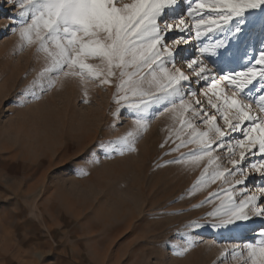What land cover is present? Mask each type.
<instances>
[{"label":"rangeland","instance_id":"374dc122","mask_svg":"<svg viewBox=\"0 0 264 264\" xmlns=\"http://www.w3.org/2000/svg\"><path fill=\"white\" fill-rule=\"evenodd\" d=\"M178 10L187 19L186 0ZM16 11L18 7L8 0H0V25ZM262 39L264 34L257 29L246 42L234 43L235 58L225 70L244 67L246 47L258 49ZM21 45L18 31L10 27L0 32V264H242L239 256L233 258L229 253L221 259L220 253L252 240L264 220L256 218L247 226L239 223L220 231L188 227L190 221L211 219L206 213L219 199L201 201L228 185L216 180L193 188L207 158L198 165L166 163L195 147L168 151L175 139L165 143L168 130L179 127L171 113L160 115L162 108L153 109L147 128L135 139L136 151L106 155L108 141L136 131L128 111L116 118L110 114L117 107L112 98L116 78L112 84L101 85L99 80L81 82L78 77L54 73L50 79L55 84L48 87V80L38 76L46 64L44 53L37 52L35 44ZM179 55L195 59L198 53L189 44ZM201 59L208 60L209 67L216 60L207 55ZM88 62L100 63L97 59ZM176 67L185 70L182 62ZM192 86L196 95L184 99L200 100L209 113L218 115L207 106L206 85L197 88L193 82ZM31 92L39 98H33ZM66 103L72 104L76 116L102 111L101 133L84 150L67 154L46 169L48 157L29 150L20 122L41 105L60 110ZM217 123L223 127L222 119ZM196 127L203 130L206 126L198 121ZM233 136L242 138L239 133ZM69 146L72 151L79 147L75 141ZM227 151L214 153L221 169L232 167L229 160L233 157ZM258 180L256 176L248 180L250 192L255 191ZM182 248L188 251L176 255Z\"/></svg>","mask_w":264,"mask_h":264},{"label":"snow or ice","instance_id":"6c2138e0","mask_svg":"<svg viewBox=\"0 0 264 264\" xmlns=\"http://www.w3.org/2000/svg\"><path fill=\"white\" fill-rule=\"evenodd\" d=\"M8 2L19 11L6 18L0 32L11 27L18 31L21 46L35 44L36 51L44 53L46 64L38 76L48 80V87L55 84L50 79L54 73L78 77L81 82L99 80L101 85L112 84L116 78L112 98L117 107L110 114L116 118L128 111L136 131L108 141L106 155L136 151L135 139L147 128L153 109L162 108L160 115L171 113L178 120L179 127L168 130L165 143L175 137L168 151L195 147L166 163L198 165L207 158L193 188L216 180L228 185L201 201L219 199L206 213L211 219L190 221L188 227L220 231L256 218L264 220V39L258 49L246 47L244 67L225 70L235 58L234 43L246 42L257 29L264 34V0H186L187 19L178 10L182 0ZM189 44L198 53L195 59L179 55ZM205 55L216 58L212 67L201 59ZM89 59L100 63H89ZM177 62L185 63L193 75L176 67ZM193 82L197 88L206 85L207 106L218 115L209 113L200 100L184 99L196 95ZM25 93L29 94L28 88ZM30 95L39 98L36 92ZM198 121L206 126L203 130L196 127ZM237 133L242 138L233 136ZM225 148L233 157L229 160L232 167L221 169L214 153ZM253 176L259 180L250 192L248 180ZM187 251L182 248L175 254ZM229 253L239 256L242 264H264V226L255 230L252 240L225 248L220 258Z\"/></svg>","mask_w":264,"mask_h":264},{"label":"bare ground","instance_id":"6f19581e","mask_svg":"<svg viewBox=\"0 0 264 264\" xmlns=\"http://www.w3.org/2000/svg\"><path fill=\"white\" fill-rule=\"evenodd\" d=\"M182 64L186 74L192 76L191 71L187 70L186 64L183 62ZM71 103H66L64 108H59L60 110H57L58 108L53 110L52 107L41 105L33 111L28 119L20 122L22 124L20 125L25 129L29 150L44 153L48 157L49 162L46 169L59 164L67 157V154L84 150L101 133L102 126L99 124V119L103 116V112L76 116L74 108L72 109L70 106ZM74 141L78 143L79 147L72 151L69 145ZM243 225L247 226L249 222Z\"/></svg>","mask_w":264,"mask_h":264}]
</instances>
